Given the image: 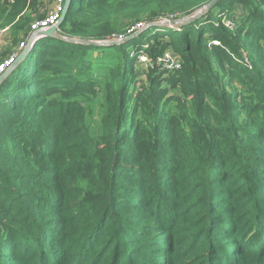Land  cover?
Instances as JSON below:
<instances>
[{
	"label": "trees",
	"instance_id": "obj_1",
	"mask_svg": "<svg viewBox=\"0 0 264 264\" xmlns=\"http://www.w3.org/2000/svg\"><path fill=\"white\" fill-rule=\"evenodd\" d=\"M12 1L25 36L44 4ZM209 1L70 0L60 36L119 44L41 38L1 82L0 264H264V0L185 22Z\"/></svg>",
	"mask_w": 264,
	"mask_h": 264
},
{
	"label": "rangeland",
	"instance_id": "obj_2",
	"mask_svg": "<svg viewBox=\"0 0 264 264\" xmlns=\"http://www.w3.org/2000/svg\"><path fill=\"white\" fill-rule=\"evenodd\" d=\"M54 1L55 0H43L44 7L46 9H44L42 11V14L36 13L34 15V18L31 21V23L38 20V19L44 18L48 14V12H50L53 9V7L55 5ZM147 11L148 10L142 9V10H137L135 12L133 11L130 13H122L119 15H115L112 18V24L114 26V29L116 30V34L112 37V39L119 38V36L126 34L127 30L130 29L135 24L146 22L145 19H147V17H148ZM240 11H241V9L236 6L234 14L238 15L240 13ZM199 12L200 11H198L197 14ZM165 20L167 22H170L168 19H165ZM222 23H225V24L229 23L230 24V22L226 18H224L222 20ZM148 26L149 25H147V27ZM155 26H160V25H155ZM154 28L155 27H151L148 30H146L145 35L146 36L149 35L154 30ZM28 32H29V30H28V26H27L24 33L28 34ZM140 32H142V31H140ZM140 32H138V33H140ZM22 39H23V35L17 34L9 26L6 28L0 29V63H2L5 59H7V57L9 56V54L13 50L15 51V49L18 47V45L20 44ZM213 43H215V42H213ZM112 54H114L113 51H106V52L92 51L89 53L90 60L92 62H94V64L96 66L99 67L93 71V74H96V75L102 74L103 75L104 73H106V71L103 70V68L108 67V65H107L108 61H106V58L111 57ZM137 62H138L137 63L138 71L135 72V77H138L141 74H145L147 72V70H146L147 66L139 63V61H137ZM127 99L130 100V96H128ZM130 105H132V102L128 103L127 107H130Z\"/></svg>",
	"mask_w": 264,
	"mask_h": 264
},
{
	"label": "built area",
	"instance_id": "obj_3",
	"mask_svg": "<svg viewBox=\"0 0 264 264\" xmlns=\"http://www.w3.org/2000/svg\"><path fill=\"white\" fill-rule=\"evenodd\" d=\"M12 2H13L12 0H0V5L3 3H7V4L9 3L10 4ZM39 2H43V0H39ZM54 4L55 5H54L53 9L50 12H48V14L44 18L38 19L29 25L28 34L23 36V39L21 40L20 44L15 49V51L13 50L9 54L7 59H5L2 63H0V77L2 76L3 73H5L9 69V67H11L16 62L18 56L20 55L22 50L25 49V47L27 46V42L31 37L36 36L38 34V32H40L42 30H46V29L51 28L52 26H55L59 22L62 14L65 10V6H64L65 0H55ZM44 9H46V8L43 7V10ZM226 25L228 26L229 23H227ZM146 28H147V25L145 23L135 24L134 26H132L130 29L127 30L126 34H123L122 36H119V38H116V39L118 41L124 40V37L126 35L134 34L138 31H142ZM138 61H139V63H141L143 65L149 64V60L144 55L138 56ZM156 62H157V64H159V65H161L167 69L179 68V64H178L176 57L169 52L165 53L162 57L158 58L156 60Z\"/></svg>",
	"mask_w": 264,
	"mask_h": 264
},
{
	"label": "water",
	"instance_id": "obj_4",
	"mask_svg": "<svg viewBox=\"0 0 264 264\" xmlns=\"http://www.w3.org/2000/svg\"><path fill=\"white\" fill-rule=\"evenodd\" d=\"M69 1L70 0H65V10L61 16V19L59 20V22L55 25L52 26L49 29L46 30H42L40 32H38V34L36 36L31 37L28 42H27V46L25 47V49L22 50V52L20 53V55L18 56L16 62L9 67V69L2 74V76L0 77V84L1 82L15 69V67L21 63L22 61L25 60V58L30 54H31V50L34 47L35 43L41 39V38H45V37H51V38H55V39H59V40H64V41H68L70 43H78V44H83V45H87V46H114V45H118L119 42H95V41H89V40H84V39H66L63 38L62 36H60L57 33V29L60 25V23L63 21V19L66 16L67 10H68V6H69ZM218 2V0H210L203 8H201L199 11V13L194 14L188 18L185 19V22L189 21H194L198 18H200L201 16H203L206 12H208L209 10H211V8H213L215 6V4ZM174 22H170L169 24H173ZM156 25H160V24H165V23H155ZM153 24V25H155ZM152 26V25H151ZM140 33H136L134 35H131L129 37H127L124 41H128L132 38H134L135 36H138ZM123 41V42H124Z\"/></svg>",
	"mask_w": 264,
	"mask_h": 264
}]
</instances>
